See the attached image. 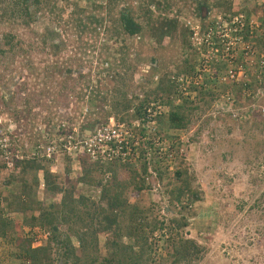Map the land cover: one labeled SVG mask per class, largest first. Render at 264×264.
<instances>
[{"label":"rangeland","instance_id":"rangeland-1","mask_svg":"<svg viewBox=\"0 0 264 264\" xmlns=\"http://www.w3.org/2000/svg\"><path fill=\"white\" fill-rule=\"evenodd\" d=\"M3 1H0V38L13 34L16 42L22 43V48L9 54L8 59L0 58V109L6 117L13 119L15 125L11 129L16 135L20 134L22 140L34 142L36 125H46L44 121L47 120H53V125L69 121L68 117H74L89 105L86 102L92 90L85 89L86 80L79 75H91L92 86L102 79V90L110 89L108 97L111 100L115 96L113 88L117 86L122 93H128L130 99L135 98L134 105L138 106L146 97L153 99L154 91H160L161 78L167 75L166 80H169L185 66L186 60L195 65L196 73L206 68L208 83L204 86L199 89L191 86L188 95L180 90L179 85L176 88L177 103L184 99L190 101L186 104L191 113L188 128L169 131L158 122L163 135L173 138L171 140L177 143L178 148L184 149L183 154H178L176 162L167 171L163 170V181L156 178L147 181V187L141 192L136 185L128 186L125 198L129 204L146 209L150 223L156 220L167 222L173 217L187 218L189 226L182 231V236L194 239L205 249L204 258L194 264H264V76L259 63L264 59V49L261 51L255 48L256 43L248 42L255 49L252 70H248V74L235 84H229L221 83L220 79L232 69L231 65L225 64V69L219 67L225 62L217 52L209 54L212 45L208 46L209 49L197 48V38L205 37L207 33L212 36V31L215 47L221 51L219 41L222 35H228L226 38L231 40L247 25L251 31L262 27L264 0H224L223 9L214 6L219 0H170L172 10L165 15L177 17L178 22L171 30L172 34L160 43L161 46L153 34L149 35L150 27L143 8L144 5L147 7L145 0H120L115 18L119 11L132 13L147 31L142 39H127L124 51L121 36L120 39H112L110 34L107 36L108 29L112 28L108 21L97 26V34H93L95 25L83 33L74 21H68L73 11L81 8L90 10L94 18L105 19L104 11H92L87 0H57V3L45 0L41 18L32 25L25 24L24 13L14 9L10 11V3ZM152 11L154 17H158L157 8L152 7ZM248 11L252 16H247ZM57 16L63 19L61 26L57 25ZM218 24H229V27L222 26L221 31L217 29ZM232 25L234 27L230 31ZM53 29L59 32L55 40L63 39L66 44L56 52L43 42L44 36ZM262 35L264 27L258 34L259 37ZM235 47L231 55L239 61L244 56L245 45L237 44ZM152 57L159 59V64L153 66ZM70 71H73L72 75ZM113 77L115 82L106 86L108 78ZM210 92L213 96L207 94ZM228 92L232 94L230 97ZM86 93L84 100H80L79 96ZM153 103L165 107L159 102ZM167 112L163 110V114ZM121 116L126 117L127 113ZM88 119L83 117L79 123ZM68 163L66 160L62 162L61 157L52 166L62 173L61 179L65 184L82 177L83 173L82 162L72 161L68 176ZM177 170L188 173L194 189L202 197L183 212L170 200L168 184L176 182ZM11 174L10 170L0 168V187L3 188ZM76 192L91 201H100V191L83 183L77 185ZM38 196L40 200L45 198L43 186H40ZM25 230L34 239V246L41 245L48 235L40 228L26 227ZM111 239H114L111 234L100 233L98 243L89 251L103 261ZM120 241L133 243L125 235ZM150 241L154 243V237ZM73 242L80 248L77 238L74 237ZM162 246L164 241L156 248L155 256L154 248L149 250L150 264H172ZM14 247L10 239L0 237V264H21V260L12 256Z\"/></svg>","mask_w":264,"mask_h":264},{"label":"trees","instance_id":"trees-1","mask_svg":"<svg viewBox=\"0 0 264 264\" xmlns=\"http://www.w3.org/2000/svg\"><path fill=\"white\" fill-rule=\"evenodd\" d=\"M4 1L10 3L8 8L10 11L14 9L24 13V17L27 19L26 25H32L34 21L39 20L42 16V6H45V0ZM53 1L57 3V0ZM64 1L70 2L71 0ZM223 1L219 0L214 6L220 9L225 8ZM87 2L89 8H93L92 11H104L105 19L104 17H92V13L87 9L74 10L68 21H74L81 32L85 33L89 31V27L95 25L93 34H97V26L108 21L107 24H110L112 28L108 29V32L107 29L105 30L107 36L110 34L112 39H120L121 36L122 43H124L123 51L126 48L127 39L136 37L142 39L147 33L145 27L137 21L132 13L119 11V16L115 18V11L120 0H87ZM145 2L147 7L144 5L143 8L145 19L150 27L149 35L153 34L152 36L160 45L165 37L172 34L171 30L176 28L178 22L177 17L171 18L169 15H165L172 10L173 4L170 0H145ZM152 7H156L159 11L158 17H154L155 13L152 11ZM47 8L49 7L47 6ZM53 11L51 10L52 14H54ZM246 14L248 17L252 16L250 11ZM62 20V17L57 16V25L61 26ZM261 22L262 27L259 29L251 31L247 25L248 27L243 32H237V36H242L246 43H256L255 48H260L262 51L264 35L259 37L258 34L264 27V18L261 19ZM57 35H59L58 30L53 29L43 39L47 47L51 46L55 52L66 46L63 39H58V42L55 40ZM17 48L21 49L22 43L16 42L15 35L7 34L0 38V58H10L9 54L15 53ZM151 60L153 66L160 62L155 57H152ZM225 64L227 63H220L219 67L224 68ZM179 70L169 80H166L167 75L162 77L159 83L160 91H154L153 99L146 97L138 106L134 105L135 98L131 97L130 99L128 93H122L117 86L114 85L113 88L115 92L113 101L108 97L110 89H107L106 92L102 90L104 86L102 79H98L92 86L94 81L91 75H79L86 80L85 89L89 92L92 90L91 97L88 98L89 103L86 102L89 105L80 109V113L75 114L74 117H68L69 121H61L60 124L67 123L69 128L72 127V124H78L84 131L107 123L111 117L131 121L143 118L145 108L153 102H159L168 110L167 113L157 117L164 129L169 131L187 129L191 113L186 104L190 101L184 99L182 103H177L176 78L179 75L188 77L194 75L195 65L186 60L185 66ZM72 73L73 71H70L69 74L72 75ZM114 82V77L108 78L106 86ZM207 94L213 96V92ZM85 95L87 93L79 96V99L84 100ZM166 95L168 96L165 98ZM5 101H7L6 98ZM12 112L17 116L15 111ZM122 113H127V116H121ZM88 116H91L92 119H88ZM83 117L88 120L79 123ZM52 122L53 120H47V122L44 121V124L47 123L48 127H51ZM35 129H37V125ZM159 131L163 135V131L161 129ZM165 137L173 139L170 136L165 135ZM61 157L62 162L64 160L69 162L66 169L69 176L72 158L64 155ZM80 161L82 162V177L69 180L65 184L61 179L62 173L52 168L54 164L58 163L54 159H25L16 164L3 188L0 187V237L8 238L15 244L12 256L21 260V264H150L151 256L148 252L154 248L155 256L156 248L159 247L161 241H164V246L161 249L167 251L166 254L172 264H194L204 258V247L194 239H186L182 236V231L189 226L187 218L173 217L167 222L156 220L154 223H150L147 221L146 213L148 211L137 205L129 204L125 198L128 186L136 185L139 192L147 187L146 177L150 174V165L145 155L139 161L138 166L122 162L93 163L87 155H83ZM151 165L157 174L156 179L160 181L164 180L163 170L167 171L171 166L157 157L155 162H151ZM0 168L8 169L2 162H0ZM107 174H111L112 179L106 180ZM175 181V183L168 184L171 188L170 200L171 203L178 204L180 212L202 199L200 192L194 189L187 172L184 174L177 170ZM79 183L100 191V201H91L85 195H79L76 192ZM40 186H43L45 190L43 200H40L38 196ZM26 227L40 228L44 234H48L41 245H33L34 239L26 233ZM100 233L111 234L114 237L108 242L109 251L103 261L95 258L89 251L94 249V244L98 243ZM123 235L133 243L125 244L120 241ZM74 237L79 240L80 248L75 247ZM151 237H154V243L150 241Z\"/></svg>","mask_w":264,"mask_h":264},{"label":"built area","instance_id":"built-area-1","mask_svg":"<svg viewBox=\"0 0 264 264\" xmlns=\"http://www.w3.org/2000/svg\"><path fill=\"white\" fill-rule=\"evenodd\" d=\"M222 26L228 28L229 24H218L217 29L221 30ZM233 27L232 25L229 30L231 31ZM194 28L192 30L196 32L197 29ZM195 35L197 34L195 33ZM206 35L200 39L197 38L199 46L196 45L197 48L206 47L209 49L208 46L212 45L213 48L208 50L209 54L213 51L217 52L216 54L222 55L223 61L232 67L220 79L222 80L221 83L235 84L240 78L248 74V70H252L255 49L248 42L245 43L242 36H234V41L232 40L234 38L230 40V37L226 38L228 35H222L221 41L217 39L222 47L219 51V47H215L216 43L213 42L215 39L214 32L212 31V36L211 33ZM237 44L245 45L244 56L239 61L233 54L231 55L235 52ZM259 63L264 76V59H261ZM205 72L206 68H203L190 77L180 75L176 78V83L180 86V90L188 95L191 86L199 89L207 82ZM228 95L230 97L232 94L228 92ZM164 109L162 106L158 107L151 103L145 108L143 118L127 121L111 117L107 123L84 131L77 124H72L70 128L67 123L54 124L51 127H48V124L38 125L35 129L36 138L34 142L28 141V139L22 140L20 134L16 135L11 129L15 122L6 117L0 110V162L4 163L10 171H13L16 164L25 159H54L55 162H58L59 158L64 155L79 163L80 158L87 155L93 163L122 162L138 166L139 161L145 155L150 165V174L146 177V181L151 182L157 178V174L151 165V162H154V153L159 160L172 165L178 154L184 152L183 148H178L175 141L160 134L157 117L163 114ZM110 178L111 174H107L106 180ZM158 187L161 188L159 183Z\"/></svg>","mask_w":264,"mask_h":264},{"label":"water","instance_id":"water-1","mask_svg":"<svg viewBox=\"0 0 264 264\" xmlns=\"http://www.w3.org/2000/svg\"><path fill=\"white\" fill-rule=\"evenodd\" d=\"M89 134V133H88Z\"/></svg>","mask_w":264,"mask_h":264}]
</instances>
